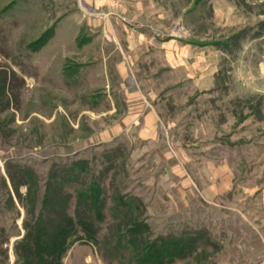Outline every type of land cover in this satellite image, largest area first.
<instances>
[{"label": "rangeland", "instance_id": "rangeland-1", "mask_svg": "<svg viewBox=\"0 0 264 264\" xmlns=\"http://www.w3.org/2000/svg\"><path fill=\"white\" fill-rule=\"evenodd\" d=\"M95 175L103 238L77 226L42 264H264V0H0V264L31 191L46 214L50 185Z\"/></svg>", "mask_w": 264, "mask_h": 264}, {"label": "trees", "instance_id": "trees-1", "mask_svg": "<svg viewBox=\"0 0 264 264\" xmlns=\"http://www.w3.org/2000/svg\"><path fill=\"white\" fill-rule=\"evenodd\" d=\"M54 31L55 30L45 33V36L42 39L43 43L48 42L50 37L54 34ZM85 162L86 161L84 160H76L72 161L70 164H65V166L62 167L63 170L65 169L66 171L65 180H71L72 178L75 180V177L80 174V170L84 172L87 166V163ZM52 175H55V178L58 177L55 172H52ZM95 176V179L93 177L90 180L87 177L84 178L85 180H81L82 190L80 191H78L77 189L66 191L65 186L61 185V183H59L60 186L58 185L57 188H55L54 186L52 187L50 185V187L48 188V194L45 203L46 214L41 213L39 215H34L35 212L33 211L35 210V203L33 200L38 194L36 190L31 191L30 200L32 202L29 201L26 207V209H28L27 211L29 214V218L25 224L27 232L23 236V238L20 239L21 241L16 244L17 264H42L41 262H46L45 258L46 256L48 257L49 253L36 250L35 245L37 244L42 246H46V244H49L48 247L52 250V254H54L55 252V255L57 257L62 256V247L70 242V236H68V234L74 231L77 226L79 227V231L76 232V235L83 234L85 238L87 236H90L94 240L96 239L97 243L100 242V239L103 238V236L99 233V231H93L91 229V224H93V221L99 218V216L104 215L103 208L106 205L109 197H107L106 195V191H108L106 183L100 179L99 175ZM71 200H74L76 202V209H74V215L68 212L69 202ZM137 200L138 198L134 196H131L130 199L128 197L124 198L122 197L121 193L118 194V197L116 199L118 203L125 204L127 209H129L128 213L127 211L125 213V211H120V209L117 207L119 209L118 211L121 212V214L127 216L128 222H126V224H131L130 228H135V230L138 231L129 239L132 240V242L134 241L139 244L145 239V237L142 236L141 232L143 231V227L146 225V223H144L139 218L137 219L136 217L128 216V214L131 215V213H133L131 210ZM88 202H90L89 204L92 203V205L86 207ZM53 213H55L54 216L52 215ZM57 224L60 225L58 226ZM56 226H58V229L56 228ZM120 228L122 227L113 230V232L115 234L120 233L118 231ZM48 229L50 230V234L45 233V231ZM66 233L67 235H65ZM183 240L184 239L179 237H174V239L166 237L164 241L165 244L162 243V245H160L157 250H165L169 252V247L171 246H183L185 243ZM165 245H167L168 247H165Z\"/></svg>", "mask_w": 264, "mask_h": 264}]
</instances>
